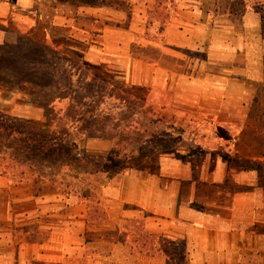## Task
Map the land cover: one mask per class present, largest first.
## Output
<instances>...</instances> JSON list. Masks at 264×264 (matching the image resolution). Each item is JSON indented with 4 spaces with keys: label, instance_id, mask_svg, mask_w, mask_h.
Returning <instances> with one entry per match:
<instances>
[{
    "label": "crops",
    "instance_id": "0c3cea01",
    "mask_svg": "<svg viewBox=\"0 0 264 264\" xmlns=\"http://www.w3.org/2000/svg\"><path fill=\"white\" fill-rule=\"evenodd\" d=\"M165 1L0 0V45L42 41L132 100L223 119L239 129L233 157L162 154L154 173L103 182L96 221L83 196L0 168V264H264V129L250 111L262 19L253 0L241 15L236 0Z\"/></svg>",
    "mask_w": 264,
    "mask_h": 264
},
{
    "label": "rangeland",
    "instance_id": "374dc122",
    "mask_svg": "<svg viewBox=\"0 0 264 264\" xmlns=\"http://www.w3.org/2000/svg\"><path fill=\"white\" fill-rule=\"evenodd\" d=\"M251 3L264 14V0ZM234 4L239 10L238 0ZM251 106L252 117L258 119L256 127L264 129V95ZM0 112L30 123L28 127L68 137L70 147L74 145L81 156L100 157V172L92 177L74 176L63 167L48 170L54 176L48 185L76 195L94 188L96 199L102 198L103 182L113 187L120 167L125 169L123 174L131 169L154 173L162 154L183 164L194 163L210 152L229 160L233 153L225 148L239 130L222 124L223 119L206 123L187 110L169 107L166 111L132 100L106 81H99L77 58L54 53L42 41L31 44L12 39L10 44L0 45ZM114 137L120 152L109 155ZM222 141L224 147L218 145ZM7 170L29 173L10 164ZM141 223L138 220L136 227Z\"/></svg>",
    "mask_w": 264,
    "mask_h": 264
},
{
    "label": "trees",
    "instance_id": "16d2710c",
    "mask_svg": "<svg viewBox=\"0 0 264 264\" xmlns=\"http://www.w3.org/2000/svg\"><path fill=\"white\" fill-rule=\"evenodd\" d=\"M168 1L165 2L167 3ZM235 5L232 4L231 12H236L239 15L243 14L245 6L239 3V10H237L234 7ZM254 11L260 15L264 31V14L258 8H255ZM157 13L162 16L163 23L168 19L167 13ZM90 118L92 121L95 120V118ZM30 125L28 122L13 120L5 113L0 112V161L5 172H10L7 170L8 164L14 165L30 172L34 176L33 180L35 183L42 181L53 183L54 176L48 174V170L55 167L69 169L74 176L82 174L92 177L100 172V161H102L100 157L81 156L76 152L74 145L70 147L71 142L68 137L64 135L58 136L56 132L50 129L28 127ZM115 139L116 137L112 138L113 145L109 155L120 152L117 149L120 144H116ZM121 151H125V149L122 148ZM132 154L131 152L127 156L131 158ZM3 157L7 159H2ZM117 172V178H119L125 172V169L120 167ZM19 174L23 175V172ZM64 193L73 194L74 192L66 190ZM78 194L83 196L88 202V218L90 220L93 218H98L99 220L104 218L105 214L102 208L98 206L94 188L83 190L80 193L78 192ZM174 251L178 253L176 248ZM180 252H182V249H180Z\"/></svg>",
    "mask_w": 264,
    "mask_h": 264
}]
</instances>
